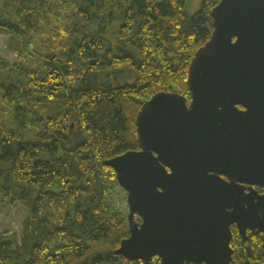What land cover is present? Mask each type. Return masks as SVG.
<instances>
[{
	"label": "trees",
	"instance_id": "trees-1",
	"mask_svg": "<svg viewBox=\"0 0 264 264\" xmlns=\"http://www.w3.org/2000/svg\"><path fill=\"white\" fill-rule=\"evenodd\" d=\"M186 2L4 1L0 35L15 60L0 57V193L26 216L19 232L0 231V264H159L115 253L128 227L105 161L139 149L135 118L152 95L189 100L188 65L219 0L191 16ZM230 229L229 264H264V234Z\"/></svg>",
	"mask_w": 264,
	"mask_h": 264
},
{
	"label": "water",
	"instance_id": "water-1",
	"mask_svg": "<svg viewBox=\"0 0 264 264\" xmlns=\"http://www.w3.org/2000/svg\"><path fill=\"white\" fill-rule=\"evenodd\" d=\"M210 14L189 100L152 95L135 118L139 149L105 161L127 193L115 249L127 260L229 264L231 225L264 234V0H219Z\"/></svg>",
	"mask_w": 264,
	"mask_h": 264
},
{
	"label": "rangeland",
	"instance_id": "rangeland-1",
	"mask_svg": "<svg viewBox=\"0 0 264 264\" xmlns=\"http://www.w3.org/2000/svg\"><path fill=\"white\" fill-rule=\"evenodd\" d=\"M5 0H0V11L3 8ZM201 0H187L185 6V13L189 16L193 15L200 7ZM9 37L0 35V57L7 59L10 63L14 62L15 58L6 52V44ZM129 74L123 72L119 76V82L123 83L125 81H130ZM72 140L74 142L76 127L72 126ZM127 193L121 187H115L111 191V200L115 204L116 208L120 211L122 216L128 218V204H127ZM26 216V208L14 202L8 204L3 201L2 194L0 193V231L14 229L19 232L20 222ZM128 227V222H127ZM100 251V249H95L94 252Z\"/></svg>",
	"mask_w": 264,
	"mask_h": 264
}]
</instances>
